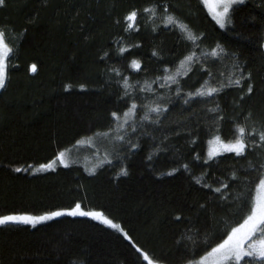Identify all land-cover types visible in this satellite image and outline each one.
Instances as JSON below:
<instances>
[{
	"label": "trees",
	"instance_id": "trees-1",
	"mask_svg": "<svg viewBox=\"0 0 264 264\" xmlns=\"http://www.w3.org/2000/svg\"><path fill=\"white\" fill-rule=\"evenodd\" d=\"M150 5H157L151 19L142 11ZM161 5L187 25L194 41L161 23ZM131 9L138 27L125 31L123 16ZM228 19L221 28L202 0H5L0 28L12 51L0 90V215H39L79 201L124 231L70 216L0 225V264H148L144 255L185 264L242 221L264 145L244 157L205 156L208 140L233 138L236 123L264 126V0L234 4ZM217 45L224 51L213 57ZM33 63L37 70L30 72ZM238 68L254 85L243 97L246 83L229 84ZM202 85L219 91L188 96ZM132 101L134 113L117 128ZM157 105L158 112L149 110ZM84 140L92 147L72 158H103L93 171L78 160L32 171ZM220 181L228 186L223 198L224 189L212 190Z\"/></svg>",
	"mask_w": 264,
	"mask_h": 264
},
{
	"label": "snow or ice",
	"instance_id": "snow-or-ice-1",
	"mask_svg": "<svg viewBox=\"0 0 264 264\" xmlns=\"http://www.w3.org/2000/svg\"><path fill=\"white\" fill-rule=\"evenodd\" d=\"M202 2L207 7L215 22L221 28H224L226 22L231 23V20L228 19L231 7L234 4L243 3L244 0H202ZM4 5L5 0H0V6ZM161 7L164 9V12L161 13V23L165 25L171 24L178 27L185 33L186 38L189 40L194 41L196 39V37L188 29L187 25L182 22H178L177 18L168 12L167 5H161ZM156 9L157 5H150L149 7L142 9V11L145 13H150L148 18L151 19L153 16L157 15ZM137 15V10L131 9L123 16V20L126 22L124 29L125 31L133 27H138V25H136ZM261 46L264 47V44ZM11 51L12 48L9 47V44L5 40V32L2 28H0V88L5 87L6 85L8 59L9 53ZM119 51L123 53L125 48L121 47ZM223 51L224 50L219 45H217V47L210 50V54L213 57H218ZM105 55H107V53H105ZM193 55L194 54L184 56L180 63L183 64L185 61H191ZM131 66L133 68H139L140 62L133 59L131 61ZM36 70L37 65L35 63L29 65L28 71L35 72ZM237 70L239 73L237 78L234 81L229 79V84L240 86L242 83H246L247 87L241 89V97L246 94H251L254 89V85L251 82V74L245 73L239 68ZM165 71L167 72V69H165ZM209 75H211V73H209ZM164 79L166 81L172 82L175 80V76L166 75ZM65 87L67 88L68 86L65 85ZM80 87L83 88L84 85H80ZM124 87L126 89L129 88L126 77L124 79ZM220 87H224V85H221ZM218 91L219 88L217 87H206L205 85H202L195 92H189L188 96L206 97L211 96L213 93ZM125 95H127V93H125ZM185 102H187V98ZM135 109L136 103L135 101H132L129 105V108L123 113L124 122L118 123L117 128L125 127L130 114L134 113ZM159 109V105L155 106L154 108H149L150 111L156 112H158ZM210 111L215 112L216 108H212ZM111 116L117 121L121 119L117 112H112ZM250 117L251 113L249 112L245 115L244 119L247 121L250 119ZM142 118L145 120L148 119L147 114H145ZM234 127L235 132L233 134V138L224 140L221 139L219 135H214L210 140H208L207 158L210 159L219 153L225 152L233 153L237 157H244L247 155V152L250 148H253L256 145H264V126L257 129L255 126L250 127L247 123H236ZM109 131H111V129H109ZM117 139L122 140L123 136H118ZM77 143H79V141H77ZM130 146L131 148L138 147V145L135 143H131ZM197 159H199V157H197ZM57 161L60 164L65 166L67 165L66 154L64 151L58 152L47 163L40 164L38 168H33L32 171L36 172L54 168ZM183 167L187 168V165H183ZM249 167L252 168L254 165L250 163ZM14 170L19 172L21 169L15 168ZM174 171H176V169H172V172ZM172 172H169V175H171ZM258 172V182L255 183L254 194L250 198L248 210L243 216L242 221L235 224V226L231 227L230 230H227L226 234L223 235V238L211 246L209 250L205 251L203 255H200L198 259L186 260L185 264H264V158H262L261 162L259 163ZM120 173L126 174V170L121 168ZM231 178L235 180V172L232 173ZM196 183L199 184L200 180L196 179ZM204 187L211 188V185L205 184ZM227 187L228 186L225 184V182L220 181L219 187H215L212 190L215 193H221V190L224 189V193L221 194V198H223L224 194L227 192ZM65 215L72 217H92L93 219L99 220L103 224L108 225L113 229H116L120 232L124 231L118 223L113 222L112 219H109L102 212L84 210L81 207V203L79 201L73 202L68 207H57L52 210L45 211L40 215H33L27 212L0 215V225L7 223L36 225L42 221H48L55 217H61ZM177 218L179 219V217ZM124 234L127 236V233ZM143 259L148 261V264H159L158 261L150 260L147 255H144Z\"/></svg>",
	"mask_w": 264,
	"mask_h": 264
},
{
	"label": "rangeland",
	"instance_id": "rangeland-1",
	"mask_svg": "<svg viewBox=\"0 0 264 264\" xmlns=\"http://www.w3.org/2000/svg\"><path fill=\"white\" fill-rule=\"evenodd\" d=\"M207 8V7H206ZM208 10V9H207ZM209 12V11H208ZM212 16V15H211ZM6 40V39H5ZM6 42H7V40H6ZM8 43V42H7ZM9 44V43H8ZM9 47H10V45H9ZM11 48V47H10ZM11 53V52H10ZM9 53V54H10ZM2 88H0V90H1ZM92 141L91 140H84V141H81V142H79L77 145H76V148L75 149H73V151L71 152H65V154H66V159H67V164L68 163H70L71 161H74V160H78V161H81L82 162V164H84L85 165V167L87 168V170L88 171H93L94 169H96V167L98 166V165H100L101 164V161L103 160V158H97V160L94 162V158L93 157H88V158H90V159H88L87 157H85L84 155H83V157H81V158H78V159H75V158H72V156H73V154H74V152H77L76 150H79L80 151V149H82V148H87V147H92ZM207 149H208V143H207ZM207 149H206V159L207 160H211V159H214L215 157H217V156H219V155H221V154H224V153H219V154H217L216 156H214V157H212V158H207ZM225 153H227V152H225ZM104 157V156H103ZM105 158V157H104ZM57 165H63V164H60L58 161L56 162V164H55V166H54V168L57 166ZM54 168H51V169H54ZM51 169H46V170H51ZM46 170H44V171H46ZM86 211H88V210H86ZM40 215V214H39ZM65 216H67V215H65ZM61 217H63V216H61ZM70 217H72V216H70ZM75 217H86V216H75ZM56 218H60V217H55V218H53V219H56ZM86 218H90V219H93L92 217H86ZM52 220V219H51ZM94 221H97V222H99V223H101V224H103L101 221H99V220H96V219H93ZM48 221H50V220H48ZM48 221H42V222H40V223H38V224H41V223H45V222H48ZM7 224H20V223H7ZM38 224H36V225H38ZM5 225V224H4ZM21 225H27V224H21ZM103 225H105V224H103ZM33 226V225H32ZM105 226H107V227H109L108 225H105ZM109 228H111V227H109ZM113 229V228H112ZM114 230H116V229H114ZM118 231V230H117ZM148 262V261H147ZM160 264V263H159Z\"/></svg>",
	"mask_w": 264,
	"mask_h": 264
}]
</instances>
